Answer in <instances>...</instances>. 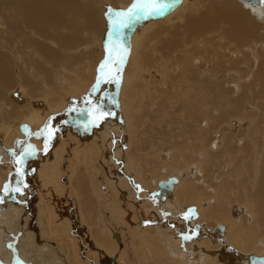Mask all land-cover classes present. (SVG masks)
I'll use <instances>...</instances> for the list:
<instances>
[{
    "label": "bare ground",
    "instance_id": "bare-ground-1",
    "mask_svg": "<svg viewBox=\"0 0 264 264\" xmlns=\"http://www.w3.org/2000/svg\"><path fill=\"white\" fill-rule=\"evenodd\" d=\"M137 1L0 0V191L22 172L0 214L7 264L10 242L29 264L76 262L83 237L90 264H264V0H181L141 19L119 93L126 119L78 116L63 134L51 120L37 139L81 99L104 32ZM28 135V157L5 167ZM160 180L178 213L165 230L169 213L146 199L159 200Z\"/></svg>",
    "mask_w": 264,
    "mask_h": 264
},
{
    "label": "rangeland",
    "instance_id": "rangeland-1",
    "mask_svg": "<svg viewBox=\"0 0 264 264\" xmlns=\"http://www.w3.org/2000/svg\"><path fill=\"white\" fill-rule=\"evenodd\" d=\"M180 1L181 0H138L135 3L151 2L155 9H160V10L159 11H156V10L152 11L151 15L148 14L147 10L138 12L136 15H138L139 18H135V19L129 18V16L124 15L118 20L117 16H114L116 21H114L113 25H110L111 28H109L107 31L104 32L105 35L104 34L103 35L106 38L105 37L103 38L101 48L97 52V53H99L101 51L103 56L100 58L98 64L96 65L97 67H96L93 82L88 87V89L84 92L81 99H75V97L73 96V98L75 100H69V103L67 106L69 108L66 109L65 111H63L59 115V119H60L59 121L57 118L58 116H56L55 114H54L55 115L54 117L49 119V122L52 120V122L55 123L54 127L59 134H63L67 130V127L72 124L70 122H74L78 116L80 118H82L87 123H89L90 118H94L97 116H100V117L104 116V118H105V115L106 114L109 115V113H111L113 118L108 117V120H114L118 116H119V118H121L122 122L124 119H126L124 114L119 112V110H121V105H122V103L119 101V96H120L119 93L121 91V87H122V83H123L122 77L124 76V69L126 67L128 56H129L130 51L132 49L133 34L136 30V24H139L143 19H145L147 17H151V16L153 18H157V19L158 18H164V17L166 18V16L167 17L171 16L172 13L175 11L176 7L180 4ZM145 13H147V16L143 15ZM121 25H127V26L122 27ZM121 55L124 56V61L122 64L119 63V57ZM106 59H107L108 63L106 64L103 71H101L100 66L102 63H104L106 61ZM211 62L208 61V63H207L208 68L209 67L211 68V66H212ZM117 63H118V67L120 68V71L118 73L116 72L117 67L114 68V66L117 65ZM97 87H99V89H96ZM112 93H114L115 95ZM113 101L116 102V104H113V106H112ZM73 108L75 109L74 112H72V110H71ZM49 122L46 125V127H44L46 124V121L43 123V125L41 127L45 128V130H43L40 133V137L37 139H42L43 135L47 131L48 126H50V124H51V122L50 123ZM233 125L235 126V123ZM41 130H42V128L40 129V131ZM238 131H239V129L237 128L236 132L238 133ZM217 137H219V136H217ZM37 139L28 135L21 142L20 145H18L20 142L16 140L15 144H16V146H18V148L16 149V153H14L10 157V160H8L9 162L4 163L5 167H8L10 163L14 166L16 165V163H20V164L23 163V161H21V159H23L24 157H28V153H27L28 150L27 149ZM59 140L62 141L63 139H59ZM124 141H125L124 142V144H125L127 139H125ZM113 146H114L113 147V149H114L116 144H114ZM68 149H69L70 154L68 153V159L66 161V164L64 163L63 170L67 173V176H70L71 173H70V167H69V163H70L69 157L70 158L72 157V149L71 150H70V148H68ZM112 153L111 154L114 155L116 152L113 151ZM18 159H20L19 162H16ZM2 161H3V159H2ZM20 164H19V166H20ZM20 175L22 176V172H21V170L19 171V169H17V168H14L11 172L8 173L6 184H4V187H2L1 188L2 190L0 191V214H1V208L3 206H5L6 199L7 198L14 199L17 197L16 196L18 193L17 186H18V181L20 180V177H21ZM170 182H172V180H170ZM16 183H17V185H16ZM172 184L174 185L175 183L172 182ZM15 186H16V188H15ZM157 186H158V190L156 193H157V198L159 200H156V201L154 199L150 200L149 198H152L150 194L147 195L146 199L148 200V202L152 201V202L156 203L157 205H158V203L159 204L162 203L163 206H161L160 210L169 213V215L164 217L165 220L162 219L163 220L162 221L163 222L162 228L164 229V227L166 228L167 226L174 227V224L176 221V215L178 213L175 212V209L172 207L171 204L168 206L165 204V203H168V201H169L168 197L169 196L173 199V203L175 204V199L173 197L174 191L172 190L173 191L172 196H171V194L167 193V191L170 190L169 189L170 185L168 184V181L160 180ZM68 187H69V190L67 191L66 197H65L67 200L66 206H70V207L72 206L73 207V206H75V204H74L75 196H73V193L70 194L71 186L69 183H68ZM174 187H172V189H174ZM103 188L106 190L109 189V187L106 184L103 185ZM135 188H136V186H135ZM164 190H167L166 193H163ZM137 196H139L138 193H137ZM158 196H160V197H158ZM136 198H138V197H136ZM69 201H71V202H69ZM75 202H76V200H75ZM75 210H77V209H75ZM187 210H189V211L194 210L197 214L196 205H192V207L187 208ZM180 212H182V214H183L182 220L185 221L187 214L189 212L185 211V210L184 211L180 210ZM72 213H73L72 215H74L73 211H72ZM75 214H78V213H76V211H75ZM189 216H190V214H189ZM192 218H193V220L188 219V221L187 220L185 221L188 223V226H190V227L192 226V224H194L197 221L195 217H192ZM196 224H197V222H196ZM76 225H77V227L79 226L78 229L80 231H82V226L78 222L76 223ZM178 229H179V235L184 237L183 235H185V232L182 231L183 229L182 228H178ZM76 232L78 233V231H76ZM189 234L191 235V237H193L192 230H191V232H189ZM86 238L87 237H83V241H84V242H82L84 244V245H82L83 249L82 248L79 249V251L81 253H80V256L77 257L76 262L74 261L75 258L72 257L70 259V261L68 262V264H77V262L79 260H81L84 264H90L88 262V260L91 258V253L87 252L88 243L86 242V240H88V239H86ZM193 238H196V237H193ZM16 244H17V242H10L9 245H7L8 247H10V249H12L13 254H15L14 259L9 258V260L11 261V264H17L19 261H21L22 264H29L25 261V259H23L22 257H20L18 255V250H17ZM50 244L51 243L41 244V246L45 247V246H48ZM68 248H69L68 254L70 255L73 252L72 251L73 249L70 247H68ZM30 255L33 258L34 253L32 254V252H30ZM69 255L68 256L66 255L65 258H69ZM84 258L86 259V261L84 260ZM0 264H7V262L0 258ZM42 264H45V263H42Z\"/></svg>",
    "mask_w": 264,
    "mask_h": 264
},
{
    "label": "snow or ice",
    "instance_id": "snow-or-ice-1",
    "mask_svg": "<svg viewBox=\"0 0 264 264\" xmlns=\"http://www.w3.org/2000/svg\"><path fill=\"white\" fill-rule=\"evenodd\" d=\"M144 10H147L148 14L151 15L152 14V11L156 10V11H159L160 9H155L153 4L151 2H145V3H134L129 9H127V12L124 13V12H117L116 15L118 17H121V16H124V15H127L129 16V18H139L138 15H136L138 12H141V11H144ZM122 27H125L127 25H121ZM124 61V56L121 55L119 57V63H123ZM108 63L107 59L104 63L101 64V71H103V69L105 68L106 64ZM120 71V68L117 67L116 68V72L118 73Z\"/></svg>",
    "mask_w": 264,
    "mask_h": 264
},
{
    "label": "water",
    "instance_id": "water-1",
    "mask_svg": "<svg viewBox=\"0 0 264 264\" xmlns=\"http://www.w3.org/2000/svg\"><path fill=\"white\" fill-rule=\"evenodd\" d=\"M12 148V147H11ZM10 151V150H9ZM253 257H255L256 258V256L254 255ZM258 260H260V258L258 259ZM253 264H259V262H257V261H254V263Z\"/></svg>",
    "mask_w": 264,
    "mask_h": 264
}]
</instances>
